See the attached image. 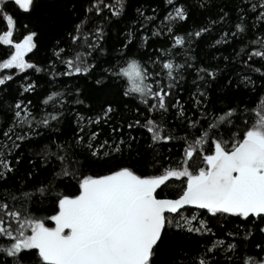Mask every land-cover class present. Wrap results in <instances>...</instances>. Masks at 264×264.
Listing matches in <instances>:
<instances>
[{"label":"snow or ice","instance_id":"snow-or-ice-1","mask_svg":"<svg viewBox=\"0 0 264 264\" xmlns=\"http://www.w3.org/2000/svg\"><path fill=\"white\" fill-rule=\"evenodd\" d=\"M82 12L0 0V69L25 74L0 72V264H264L252 239L264 237V0H88ZM63 20L51 56L32 60ZM43 77L73 83L38 91ZM141 129L149 160L133 148ZM227 217L240 220L219 225L231 239L210 223Z\"/></svg>","mask_w":264,"mask_h":264},{"label":"trees","instance_id":"trees-1","mask_svg":"<svg viewBox=\"0 0 264 264\" xmlns=\"http://www.w3.org/2000/svg\"><path fill=\"white\" fill-rule=\"evenodd\" d=\"M88 0H76V7L78 9V11L80 12V14L82 15V8L83 6H86ZM136 0H132V3H135ZM10 8H12V10L15 12L16 9L13 5H9ZM48 9L47 6L45 4H41L40 7L37 10V14L38 15H47ZM150 14V13H149ZM20 19L23 20L25 23L28 22V20L21 15ZM69 26L68 21L67 20H63L60 24L57 25L56 29L52 32H50L43 41V44L40 48V50L38 52H36L35 56H32L31 54H29V56L31 57L32 60L43 63L44 58L51 56L52 53V48L50 47V45L52 43L55 42V39L58 38V34L63 30L64 27ZM123 25H113L111 32L109 33V35L112 37V39L109 41V46L113 43H115V37H116V32H117V27H122ZM4 29V24L3 22H0V30ZM3 51H5V47H0V53H2ZM35 51V50H34ZM0 72H4L5 74H13L14 76H19V77H24V73H16V70H2L0 69ZM28 72V76L31 79H36L38 76L42 77L43 74H37L36 76L32 75V71L31 70H27ZM194 79V75H188L186 77V81L182 82L181 84V92H180V98L183 101H187L188 97H189V92L190 91H195L192 81ZM64 81H67V83L69 85H71L73 83V81L67 77H63V78H59V80L56 83L53 84H49L47 83V77H43L39 80V83L41 85V88L38 89V91H41L44 88H49V89H53L56 88L57 84H62ZM11 83V87L13 89H15L16 87H18L20 80H16L15 82H10ZM91 83V80L89 79L87 82H85V80H80L78 82V86H80L81 88H83L85 90V94H87L88 92L91 91L89 85ZM60 91H63V87L59 88ZM29 99H32L33 102H36V93H28L25 94ZM82 99L84 97H81ZM41 99H43V97H41ZM85 103H89L87 100L85 101ZM77 110L81 111L83 114L85 115H92V113H86L84 112V109L81 108L80 106H76ZM131 107V105H130ZM49 110H51L49 108ZM143 111V110H142ZM123 118L126 119H131L132 118V113L131 112H125L122 110L121 115L116 117V120L120 121L121 123L123 122L122 120ZM3 116H0V124L3 123ZM174 123V121H173ZM101 131L104 133V135L101 137V139L107 138L109 129L107 126H104ZM125 132H127V129H125ZM182 134V133H179ZM132 135L137 137V142L133 145V148L136 150V152H138L140 154V157L143 158V160H149L151 155H152V150L148 148V144L150 143V134L146 132V130H137V131H133ZM3 140H0V143H3ZM169 147H171V144L168 145ZM156 151H164V149H160L157 147ZM176 151V149H174V152ZM136 153H134L135 155ZM42 177H37V179H40ZM36 183V181H30L29 182V186L31 187L32 184ZM210 223L214 226V231L217 232V235L222 236L223 237V229H221L219 227V225H225V228L228 230H231L233 232L236 231V225L240 224V220L236 217H227V218H220V219H213L210 221ZM225 239H231L228 237H223ZM264 237H261L260 234H255L253 239V242L260 240Z\"/></svg>","mask_w":264,"mask_h":264}]
</instances>
